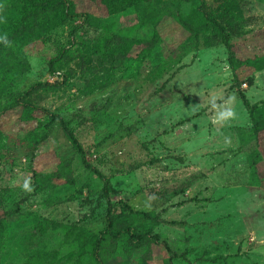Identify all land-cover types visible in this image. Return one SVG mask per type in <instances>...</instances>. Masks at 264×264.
Instances as JSON below:
<instances>
[{
	"label": "rangeland",
	"instance_id": "obj_1",
	"mask_svg": "<svg viewBox=\"0 0 264 264\" xmlns=\"http://www.w3.org/2000/svg\"><path fill=\"white\" fill-rule=\"evenodd\" d=\"M62 1L0 0V42L40 25L14 47L31 69L0 70V264H264V157L238 95L264 101V0ZM215 22L245 29L235 73ZM38 83L58 87L27 95ZM53 115L112 184L120 237L98 259L80 244L113 240L104 183ZM123 224L161 243L131 250Z\"/></svg>",
	"mask_w": 264,
	"mask_h": 264
},
{
	"label": "trees",
	"instance_id": "obj_2",
	"mask_svg": "<svg viewBox=\"0 0 264 264\" xmlns=\"http://www.w3.org/2000/svg\"><path fill=\"white\" fill-rule=\"evenodd\" d=\"M186 2H190V0H184ZM61 5L65 4V0H63L61 3H59ZM60 6V5H59ZM50 11H48L49 13ZM40 14V13H37ZM37 16V15H35ZM39 18V17H36ZM215 28L219 31V33H222L223 35L226 36L227 41L225 43L226 48L229 51L230 54V58H229V63L233 69V72L235 73L236 71V61L234 59V47L233 44L230 43L232 36H238V37H244L243 35H245V29L243 28V25H240L238 23H218L215 22L214 23ZM40 25L38 23H35L32 27H25L22 26L20 27L19 30H17L14 35L12 37H10L7 40L1 41L0 42V70L3 69V67H10V69H15V74H23L26 73L27 71H29L31 69L29 61L26 60L24 65L22 67L21 63L24 60L20 61V65L19 66H14V68H12L13 65H15L16 63H14L13 61V53L15 52L14 47H16L19 43L20 39H27L30 38L32 40H35V38L37 37L38 34V30H39ZM183 27L184 29L190 34V36H195L197 39L198 37V33H199V29L198 27L194 26L191 23H188L187 21H185L183 23ZM264 32V31H262ZM260 33V32H259ZM159 43V40L157 37H153L151 40L149 41H141L138 43V46L141 47L142 51L140 52L141 54H144L146 51H150L152 49H154L157 44ZM10 44H12V47L10 46ZM18 49V47H16V50ZM11 59V63L10 66L6 65V62H8ZM264 70V65L262 64V66L258 67V71H263ZM82 72L84 74H87V69L84 67V64L82 65ZM11 81V80H10ZM255 84V79H249L248 80V85L250 87H253ZM88 86H91V83H88ZM58 86H53L49 83H38L36 85H34L30 91L27 92V95H32L34 93H37L41 90H54L56 89ZM166 87V84L163 85V87L161 88V90H164V88ZM238 95L240 96L244 106L246 107L248 114H249V118L252 124V131L254 133V136L256 138V142H257V147L259 149V154L261 157H264V139H263V134H264V101L261 104H251V102L249 101L246 93L244 91H242L241 89H238ZM23 101L21 100H17L15 101L10 107H8V109H13L16 106H23ZM198 115H195L193 118H196ZM52 120L53 122H58L60 123L62 130L66 136V138L71 142L75 152L77 154H79L81 156V158L83 159L85 165L87 166L88 169H91L96 175L97 177L103 181L104 186H103V198H105L107 200V204H108V226L109 228L112 230L110 232V235H114L112 242L114 243H110V241H108L110 239L109 236L104 235V238H98V237H90L89 239L86 240H82L81 244H80V255L81 256H87L89 255V249H93L92 254L96 255V259L99 258V253L103 251V249L106 248V246H109L110 248H113V246H117V238L120 237V229H116L117 226L115 225L116 222V217L114 215V207L115 204L112 202L111 200V193H112V184L111 181L98 169L93 168L87 161H86V154H85V150L82 147L81 143L79 142V140L76 137L75 131L73 130V128L70 126V124L61 116H52ZM188 121V120H187ZM186 122V121H185ZM181 124V123H180ZM70 169V168H69ZM66 180V184L69 185H73L75 183V179L74 177L71 175V171L70 174L68 175V178L65 179ZM126 209L130 210L131 207H126ZM129 214V213H128ZM143 214L146 218L148 219H152L156 222L160 221V217H154L149 213H141ZM9 212L8 211H3L1 217H0V227L5 225L7 218L9 217ZM162 221H160L161 223ZM174 224H178V223H174ZM126 234L130 235V245H131V250H136V248H141V247H146L149 248L151 250V247L154 244V240L157 243H161L160 242V236L155 235L153 237L152 240L148 239L146 235L143 234H135L132 233V230L127 227L125 224L122 225ZM118 232V233H117ZM91 236V235H90ZM109 237V238H108ZM116 242V243H115ZM165 248L168 251H172L169 247V244L167 242L162 243ZM144 259L146 261H148L147 257H144Z\"/></svg>",
	"mask_w": 264,
	"mask_h": 264
},
{
	"label": "crops",
	"instance_id": "obj_3",
	"mask_svg": "<svg viewBox=\"0 0 264 264\" xmlns=\"http://www.w3.org/2000/svg\"><path fill=\"white\" fill-rule=\"evenodd\" d=\"M259 74H260V73H259ZM256 81H257V80H255V83H256ZM250 134H251V135H253V136H252V138H254V139H255V136H254V133H253V131H252V130L250 131ZM239 140L241 141V139H239ZM250 140H251V139H250ZM255 140H256V139H255ZM255 142H256V141H255Z\"/></svg>",
	"mask_w": 264,
	"mask_h": 264
},
{
	"label": "clouds",
	"instance_id": "obj_4",
	"mask_svg": "<svg viewBox=\"0 0 264 264\" xmlns=\"http://www.w3.org/2000/svg\"><path fill=\"white\" fill-rule=\"evenodd\" d=\"M24 187L25 188H28L29 187L28 182H25Z\"/></svg>",
	"mask_w": 264,
	"mask_h": 264
}]
</instances>
